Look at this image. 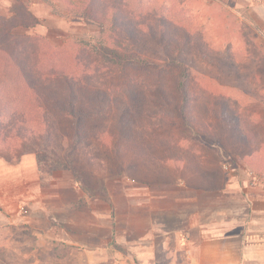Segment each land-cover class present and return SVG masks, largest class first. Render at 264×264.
<instances>
[{
    "label": "rangeland",
    "instance_id": "374dc122",
    "mask_svg": "<svg viewBox=\"0 0 264 264\" xmlns=\"http://www.w3.org/2000/svg\"><path fill=\"white\" fill-rule=\"evenodd\" d=\"M14 1L0 0V14L11 15ZM26 1L38 23L19 29L18 33L47 39L57 48L61 47L62 52L80 39L92 45L102 41L98 24L69 14L65 6L58 4L61 12L55 13L44 0ZM143 1L157 7L163 4L167 12L176 16L177 23L189 26L196 36L192 57L200 117L204 120L207 116L202 103L223 98L228 113L239 115L241 121L213 120L211 135L200 128L173 126L161 118H138L131 136L120 139V150L117 145L113 148L107 145V135L99 140L91 134L87 144L70 152L69 149L76 147L66 139L62 141L58 130L47 143L33 139L6 146L0 144V157L9 164H18L30 156L33 160L29 162L34 166L37 158L45 192L52 193L53 184L67 182L71 188H55L60 199L74 198L77 205L88 199L93 210L95 196L102 199L97 209L102 205L105 224L109 217L114 222L116 217L123 216L127 193L134 185L150 184L157 190L170 186L167 189L176 191L180 182L190 183L189 179L194 176L204 189L199 196L201 201L212 199L207 192L214 191L207 184L215 183L216 199L229 207L231 201L240 200L242 192L238 183L246 180L264 183V0ZM151 57L155 61L160 59L157 55ZM209 105L211 108L214 103ZM107 122L104 119L89 125L95 130ZM248 133L263 144L254 145L245 140ZM73 162L79 167L78 176ZM29 167L25 169L35 174V166ZM232 182L235 186L228 188L227 184ZM21 185L12 186L9 194L0 193V264H133L127 256V247L116 243L114 237L94 256H87L82 250L39 236L38 232L47 231L50 221L43 214L42 222H38L35 194L28 190L30 185ZM17 191L20 197L16 196ZM39 200L45 206L49 202L46 196ZM64 214L83 217L78 209L62 211L61 215ZM171 223L176 224L175 219ZM102 232L105 238L110 236L107 228ZM170 260L162 249L159 261L169 264Z\"/></svg>",
    "mask_w": 264,
    "mask_h": 264
},
{
    "label": "trees",
    "instance_id": "16d2710c",
    "mask_svg": "<svg viewBox=\"0 0 264 264\" xmlns=\"http://www.w3.org/2000/svg\"><path fill=\"white\" fill-rule=\"evenodd\" d=\"M14 2L11 15L0 14V144L47 143L58 130L62 141L76 147L70 152L87 144L91 134L99 140L107 135V145L120 150V139L131 136L138 118H161L209 134L213 120L241 121L228 113L223 98L202 103L207 116L200 117L192 57L196 36L163 4L44 0L55 13L61 4L101 28L102 41L80 39L64 53L47 39L17 32L38 20L28 1ZM104 119L108 122L99 129L89 125ZM245 140L262 143L249 133ZM73 167L78 176L79 167L74 162Z\"/></svg>",
    "mask_w": 264,
    "mask_h": 264
},
{
    "label": "crops",
    "instance_id": "0c3cea01",
    "mask_svg": "<svg viewBox=\"0 0 264 264\" xmlns=\"http://www.w3.org/2000/svg\"><path fill=\"white\" fill-rule=\"evenodd\" d=\"M32 160L33 157L27 156L18 164H9L0 157V193L9 194L12 186L21 183L30 185L28 190L35 194V215L40 216L38 222H42L43 214L50 221L47 231L38 235L53 243L61 242L94 256L114 237L116 243L127 247V256L133 264H162L159 261L162 249L171 257L169 264H264V183L261 181L238 183L242 192L240 200L231 201L229 207L216 199L215 183L207 184L214 191L207 192L212 199L201 201L199 196L204 189L194 176L190 183L180 182L176 191L167 189L170 186L157 190L150 184L134 185L127 193L123 216L116 217L114 222L109 217L105 224L102 205L97 209L102 199L95 196L94 210L88 199L80 205L74 198L60 199L55 188H71L67 182L53 184V192H45L37 158L35 174L25 169L34 168L29 162ZM233 186L234 182L227 184L228 188ZM75 188L80 187L75 185ZM16 196L20 197L19 191ZM44 196L49 198L47 206L39 200ZM75 209L83 217L61 215L62 211L75 212ZM169 219H175L176 224ZM106 228L110 234L107 238L102 232Z\"/></svg>",
    "mask_w": 264,
    "mask_h": 264
},
{
    "label": "built area",
    "instance_id": "2783aa9c",
    "mask_svg": "<svg viewBox=\"0 0 264 264\" xmlns=\"http://www.w3.org/2000/svg\"><path fill=\"white\" fill-rule=\"evenodd\" d=\"M191 264H194V263H191Z\"/></svg>",
    "mask_w": 264,
    "mask_h": 264
}]
</instances>
